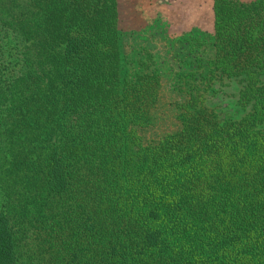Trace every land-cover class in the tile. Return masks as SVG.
I'll return each instance as SVG.
<instances>
[{
	"label": "trees",
	"instance_id": "obj_1",
	"mask_svg": "<svg viewBox=\"0 0 264 264\" xmlns=\"http://www.w3.org/2000/svg\"><path fill=\"white\" fill-rule=\"evenodd\" d=\"M117 3L0 0V264H264V0H213L153 140L161 75L123 72ZM203 79L238 80V119Z\"/></svg>",
	"mask_w": 264,
	"mask_h": 264
},
{
	"label": "rangeland",
	"instance_id": "obj_2",
	"mask_svg": "<svg viewBox=\"0 0 264 264\" xmlns=\"http://www.w3.org/2000/svg\"><path fill=\"white\" fill-rule=\"evenodd\" d=\"M117 2L123 72L133 76L138 70L146 68L145 63H150L161 75L160 99L151 115L154 124L142 129L145 140L157 139L159 132H163L165 128L167 131L175 128L172 122L176 121L175 115L179 110L175 111L171 103L183 100L182 92H186L183 90H190L193 84L187 77L188 70L198 68L196 63H190L184 64L186 67L181 70L177 66V50L186 44L192 51L198 50L197 54L204 59L211 52L214 41L210 35L214 31L213 0ZM196 84L201 91L207 90L205 94L218 90L216 96L207 100V105L216 109L221 120L227 117L238 119L241 116L242 109L235 101V94L241 87L238 80L223 79L221 84L214 82L211 89L210 83L204 79Z\"/></svg>",
	"mask_w": 264,
	"mask_h": 264
}]
</instances>
